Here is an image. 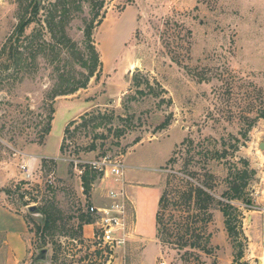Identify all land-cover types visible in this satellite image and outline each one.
<instances>
[{"label": "rangeland", "instance_id": "1", "mask_svg": "<svg viewBox=\"0 0 264 264\" xmlns=\"http://www.w3.org/2000/svg\"><path fill=\"white\" fill-rule=\"evenodd\" d=\"M63 1L43 0L19 36L35 1L0 0V206L29 228L23 257L0 238V264H108L79 220L121 186L101 177L85 192L80 170L106 157L123 158L125 188L143 184L142 203L159 187L164 198L154 240L136 233L130 198L132 236L117 254L125 264L264 263V0H71L80 9L71 5L65 20ZM88 28L100 73L54 99L62 76L89 73L79 61L90 53ZM62 34L74 48L57 43ZM12 46L21 60L6 71ZM247 169L256 172L243 197L251 205L233 203L234 238L221 202ZM199 189L210 205L200 207ZM29 206L55 212L51 231Z\"/></svg>", "mask_w": 264, "mask_h": 264}, {"label": "trees", "instance_id": "2", "mask_svg": "<svg viewBox=\"0 0 264 264\" xmlns=\"http://www.w3.org/2000/svg\"><path fill=\"white\" fill-rule=\"evenodd\" d=\"M34 1L36 4L34 5L33 13L31 14L32 18H29L27 20L22 21L21 26L17 30V33L19 36L25 35L26 29L32 23V21L35 19L34 17H36L39 14V12L41 10H43V8H42L43 0H34ZM62 5H63V9H62L61 15H63V20H65L64 17H68L70 15V12L72 11L71 5H74L75 9H77V10L80 9L76 6L75 2H72L71 0H64ZM98 6L101 8L102 3H100V5H98ZM63 20L58 25H62ZM51 23L56 24L55 23V16L52 17ZM86 35H87L86 36L87 37V45L90 47L89 48L90 53L87 54L88 58H84L85 56H82V54H81L79 61L82 64V67L84 69H87L89 71V73H88L87 77H85L84 80L77 81L74 83L69 80L70 79L69 77L64 78L62 76V79L67 80V81L56 86V88L54 89L55 90L54 94H53L54 99L58 96H67V95L75 94L80 89L86 88L88 83L90 82V80L94 76H96L100 73L97 70L98 65H99V57H98V54L96 52L95 47L93 46L94 43L92 40V30L90 28L87 29ZM56 41L59 45H62V46L64 45V46L73 47V48L75 47V44L72 45L71 40L68 39L65 34H62L61 36L57 37ZM4 49H5V47H4ZM10 49H11V51L8 54L9 55L8 61L11 62L12 64H8V65L6 64L5 65L6 71H9L13 67L12 65H14V66L19 65V62L21 60L20 53L15 51L14 50L15 48H13V46ZM4 53H5V50L0 52V58L4 55ZM52 120H53V118L51 117L50 121H52ZM75 122L76 121H72L69 125H72ZM168 125H169V123L166 121L161 125L160 129L163 130ZM49 132H50V126H48L45 134H49ZM125 133L126 132H124V131L120 132L118 130V137L125 135ZM61 151H63V148H61ZM233 175L230 176L231 180L234 177ZM255 175H256L255 170L247 169L244 171H238L235 175V181L232 180L233 182H230V184H231L230 191L226 192L224 194V199H226L227 202H225V203L221 202V205L223 206L222 211L224 213L225 223H226L227 230L229 232L230 237L235 238V234H236L235 231L237 230V228H234V226H233V218L231 215V211H238V208H236V206L233 203L235 201H239V202L243 201L246 204V206L251 205L250 199L245 200L243 197H244L245 190L247 189V186L249 185L250 179H252ZM101 177H102V173H99L95 170H92L89 167H85L83 175H82V181H83L85 192L89 194L91 192L93 183L98 178H101ZM197 197H198V202H201L202 205L204 204V206H200V207H205L207 205H210L211 202L213 201L212 198L208 194H206L203 190H200V189H199V191H197ZM163 199L164 198L161 197L160 202H159L160 206L163 204ZM40 212L44 215V221H43L44 224H43L40 231H42L44 233L49 231V230L51 231V229L57 223V217L58 216L55 214V212H53V210L51 208L48 210L47 209L40 210ZM79 220L81 222L80 223V230L83 229L84 225H91L94 222L92 216L89 213L85 214V215L83 214ZM157 220H158V225H159L160 224L159 215L157 216ZM158 233L160 234L161 230H158Z\"/></svg>", "mask_w": 264, "mask_h": 264}, {"label": "built area", "instance_id": "3", "mask_svg": "<svg viewBox=\"0 0 264 264\" xmlns=\"http://www.w3.org/2000/svg\"><path fill=\"white\" fill-rule=\"evenodd\" d=\"M83 165L102 173L103 179L113 177L121 184L120 187L110 189L108 192L109 206L96 207L93 206L89 210L94 222L93 243L100 252L109 256L108 264H125L117 256L118 251L125 249L132 233L129 224V203L131 199L126 191L124 184L126 166L122 157L115 160L102 158ZM21 169L27 178L31 180L33 173L28 164H23ZM80 170L83 175L84 170Z\"/></svg>", "mask_w": 264, "mask_h": 264}, {"label": "crops", "instance_id": "4", "mask_svg": "<svg viewBox=\"0 0 264 264\" xmlns=\"http://www.w3.org/2000/svg\"><path fill=\"white\" fill-rule=\"evenodd\" d=\"M81 114H79L76 118L69 120L65 128L69 126V124L76 120ZM125 184V183H124ZM160 185V184H159ZM141 186L143 184L140 183H129L126 188H128V193L131 195L133 207H134V227L136 233H140V236L150 237L153 240L156 238V213L158 209V205L160 202L161 188L157 189L154 194H149L145 198H143V203L141 202V194L142 189ZM99 196V195H98ZM100 197V196H99ZM100 199L97 198V203L100 202ZM105 203H109L108 193L105 194L104 198H102ZM151 200V203L149 201ZM6 206V204H4ZM0 206V238L3 240L4 245L9 246L11 249H16L17 255L25 256L27 251L25 237L29 232L28 222L26 219L13 212L9 207ZM150 207V217L152 218L149 222L145 218L147 215V209ZM149 216V215H148ZM8 217V219H7ZM14 221L16 226H13L9 221ZM90 228V235H93L94 226L93 224L88 225ZM86 227V228H87ZM12 252V251H11Z\"/></svg>", "mask_w": 264, "mask_h": 264}, {"label": "water", "instance_id": "5", "mask_svg": "<svg viewBox=\"0 0 264 264\" xmlns=\"http://www.w3.org/2000/svg\"><path fill=\"white\" fill-rule=\"evenodd\" d=\"M260 148H261V149H264V144H261ZM27 209H28V212H29L31 215L41 214V215L44 217V215L39 211V209H38L36 206H29ZM47 253H48L47 250H42V251L40 252V254H39L40 256H39V258H37V260L45 259ZM258 264H263V263H262V261H259Z\"/></svg>", "mask_w": 264, "mask_h": 264}, {"label": "bare ground", "instance_id": "6", "mask_svg": "<svg viewBox=\"0 0 264 264\" xmlns=\"http://www.w3.org/2000/svg\"><path fill=\"white\" fill-rule=\"evenodd\" d=\"M263 263V262H262ZM264 264V263H263Z\"/></svg>", "mask_w": 264, "mask_h": 264}]
</instances>
